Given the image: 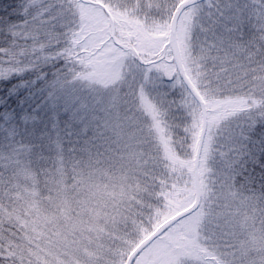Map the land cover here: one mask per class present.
Wrapping results in <instances>:
<instances>
[{
    "label": "snow or ice",
    "instance_id": "1",
    "mask_svg": "<svg viewBox=\"0 0 264 264\" xmlns=\"http://www.w3.org/2000/svg\"><path fill=\"white\" fill-rule=\"evenodd\" d=\"M0 264H264V0H0Z\"/></svg>",
    "mask_w": 264,
    "mask_h": 264
}]
</instances>
